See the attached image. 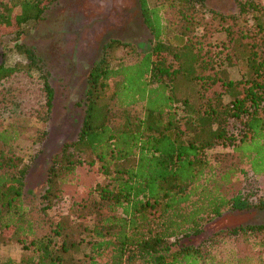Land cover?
<instances>
[{
  "label": "trees",
  "instance_id": "obj_1",
  "mask_svg": "<svg viewBox=\"0 0 264 264\" xmlns=\"http://www.w3.org/2000/svg\"><path fill=\"white\" fill-rule=\"evenodd\" d=\"M61 1L0 0V249L22 252L0 264H264V225L203 236L263 206L264 1L139 0L144 46L104 43L72 101L65 62L27 39ZM54 116L64 138L30 190Z\"/></svg>",
  "mask_w": 264,
  "mask_h": 264
},
{
  "label": "rangeland",
  "instance_id": "obj_2",
  "mask_svg": "<svg viewBox=\"0 0 264 264\" xmlns=\"http://www.w3.org/2000/svg\"><path fill=\"white\" fill-rule=\"evenodd\" d=\"M207 5L221 13L234 10L232 0H207ZM41 25L42 31L32 30L27 39L40 42L42 52L51 54L59 62H65L66 67L62 68L70 75L71 101L75 100L76 92L83 87V77L90 60L98 56L104 43L110 39H118L132 42L141 48L147 40L141 22L139 0H62L50 10L47 22ZM14 27L13 24L9 30H13ZM15 58V55L12 56V60ZM64 104L61 103V106ZM64 133L65 128L61 125V119L54 116L49 126L48 138L31 166L28 189L38 190L43 185L45 160L60 145ZM23 151L30 152L28 148H24ZM78 178V189L90 187L94 183L92 172L85 166L78 168ZM257 185L259 196L263 200L262 207L227 211L206 226L203 236L239 225H264V178L259 179ZM65 200L67 207L70 202L69 196ZM195 241L198 239L193 240ZM233 241V238L224 240L222 249L225 254H232L235 247ZM21 253V248L17 245L3 246L0 249V261L8 258L18 259Z\"/></svg>",
  "mask_w": 264,
  "mask_h": 264
}]
</instances>
